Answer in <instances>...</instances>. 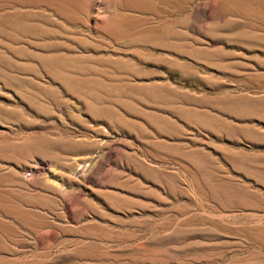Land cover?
I'll return each instance as SVG.
<instances>
[{
	"label": "rangeland",
	"instance_id": "obj_1",
	"mask_svg": "<svg viewBox=\"0 0 264 264\" xmlns=\"http://www.w3.org/2000/svg\"><path fill=\"white\" fill-rule=\"evenodd\" d=\"M0 264H264V0H0Z\"/></svg>",
	"mask_w": 264,
	"mask_h": 264
}]
</instances>
